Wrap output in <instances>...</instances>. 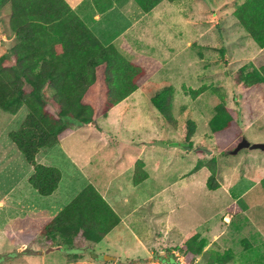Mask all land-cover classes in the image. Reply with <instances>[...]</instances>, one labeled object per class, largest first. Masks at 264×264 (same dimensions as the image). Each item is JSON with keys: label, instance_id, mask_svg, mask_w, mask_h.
Wrapping results in <instances>:
<instances>
[{"label": "rangeland", "instance_id": "374dc122", "mask_svg": "<svg viewBox=\"0 0 264 264\" xmlns=\"http://www.w3.org/2000/svg\"><path fill=\"white\" fill-rule=\"evenodd\" d=\"M241 1L163 0L149 13L139 12L141 54L138 58L148 62L149 68L139 80L138 87L112 106L104 116L97 117L95 125L90 124L93 121L88 124L66 121L71 129L70 134L60 143L42 149L36 155L37 163L55 166L60 170L58 194L54 199L40 196L24 180L25 205H19L16 212L20 216L30 217L53 215L87 184L89 177L95 174H101V179L106 175L111 176L117 161L128 163L144 157L147 162L149 179L137 188L124 190H129L130 197L124 193L130 199L160 192L164 184L170 185L172 178H178L199 162L204 169L194 174L195 179L188 177L187 187L175 185L168 189V196L172 198L168 212L175 217L171 221L175 220L178 227L186 229L210 218L213 232L216 225L218 230L222 228L219 223L225 215L231 216L230 226L234 228L218 241V245L225 243L228 250L223 251L218 247L213 250L212 246L200 255L197 263L221 264L228 261V264H264V243L258 248L260 252L250 246V236L262 234L260 239H264V194L259 185V180L264 176V151L243 148L235 154L226 152L235 146L241 136L249 142L264 141V85L260 83L254 90H248L241 83H236L239 67L228 66L226 63L229 59L224 56L225 47L229 42L234 43L239 31H242L240 25L229 16L231 9ZM228 19L234 21L233 25L238 29L225 30L226 25L229 26ZM199 27L203 28L198 30ZM15 44V40L0 44V56L7 59L8 64L12 63L11 48ZM247 51L246 55L251 57L253 52ZM262 63L264 55H256L255 52L251 61L244 65L245 69L250 70ZM165 84L171 87L168 119L159 113L150 100L156 94L155 90ZM200 85H205L206 89L195 98H191L183 89ZM217 103H223L233 118L230 119V132L220 141L214 140L208 125ZM24 116V107L14 114L0 109V264H10L6 261L12 257V253L7 251L9 245L4 232L7 213L3 194L6 183L20 176L27 167L8 139L7 132L16 129ZM100 133H104L103 139ZM106 134L110 137H105ZM149 141L171 145L168 147L171 150L176 149V145L170 143L187 144L192 149L199 147L194 152L197 159H180L158 152L153 160L147 152L138 154L139 148ZM5 156L12 176H9V170L6 176L3 173ZM102 158L107 162L102 163ZM165 160L174 164L170 172H165ZM208 166L214 169L215 180L219 185L214 190L205 187ZM95 170L100 173H95ZM114 195L118 194L112 191L111 196ZM151 203L152 206L145 204L134 210V216L142 220L139 223L141 227L134 231L137 234L142 231L146 238L155 229L149 219V208L154 206L153 201ZM50 240L55 242L54 239ZM179 245L180 241H177L176 245L169 246V250H173L170 255L180 256Z\"/></svg>", "mask_w": 264, "mask_h": 264}, {"label": "trees", "instance_id": "16d2710c", "mask_svg": "<svg viewBox=\"0 0 264 264\" xmlns=\"http://www.w3.org/2000/svg\"><path fill=\"white\" fill-rule=\"evenodd\" d=\"M118 1L92 0L98 12ZM161 1L133 0L142 13H148ZM6 4L9 28L17 41L11 48L12 63L0 56V109L14 114L24 107L25 116L16 129L7 132V137L32 167L28 184L40 196H47L57 187L61 174L54 166L36 163L38 151L57 144L71 132L67 120L84 124L104 116L136 90V82L148 66L131 63L111 44L102 45L64 0H0V7ZM231 15L259 48L264 47V0H242ZM245 68V65L238 68L236 83L248 90L264 83V63L250 70ZM183 89L195 98L206 87ZM155 91L151 103L162 116L170 118L167 111L170 85H162ZM230 119L233 118L229 109L217 103L208 121L215 141L228 135ZM199 167L198 162L194 168ZM207 170L205 187L214 190L218 186L215 171L211 166ZM145 177L142 161L137 159L131 182L136 184ZM259 185L264 194V176ZM117 222L107 203L87 184L56 214L15 218L4 227V232L14 245L28 244L38 236H58L65 243H69L71 235L97 241ZM81 244L76 242L77 246ZM203 245L196 235L186 239L180 249L184 261L191 263Z\"/></svg>", "mask_w": 264, "mask_h": 264}, {"label": "crops", "instance_id": "0c3cea01", "mask_svg": "<svg viewBox=\"0 0 264 264\" xmlns=\"http://www.w3.org/2000/svg\"><path fill=\"white\" fill-rule=\"evenodd\" d=\"M64 1L68 5L71 12L82 21V23L92 32V34L102 45L111 44L126 60L136 65L145 64L149 68L148 62H142V59L138 58L141 54V19L139 15V12L141 11L133 2V0H119L118 2L112 3L110 7L106 8L102 12H98L96 10L92 0ZM233 8L231 9V12ZM229 16H232L231 13ZM9 17L10 15L8 5L6 4L0 7V44H8L13 40H15V42L17 41V38L9 28ZM233 19L235 22H237L234 17ZM234 21L228 19L227 22L229 23V26L226 25L225 30L228 32L232 28L236 30L237 27L233 25ZM202 28L203 27H199L197 29L200 30ZM233 38H235V36H233ZM229 39L231 38L229 37ZM225 48L227 50L225 51L224 56H227L229 59L226 64L232 68H238L251 61V58L255 52L256 55H264V47L259 48L243 31V29L242 31H239V34L235 38V42H229V45ZM247 50L253 52L251 57L246 55L248 52ZM141 78H139L136 82L137 87ZM261 84L264 85V83ZM93 122L94 123L90 124L95 125L96 120ZM103 134L104 133H100L102 139L104 137ZM105 137H110V135L106 134ZM62 139L58 143H60ZM145 146H148L150 149L147 150ZM170 146L171 145L159 146L155 145L154 142L149 141L146 145L139 148L138 154L144 155L147 152L152 156L153 160H155L157 157L158 152H160V155L171 154L180 159H197V155L194 153L197 150L185 151L179 146H176V149L171 150L168 149ZM41 150L42 149H40L38 153ZM137 159L142 161V170L146 173V177L140 182L133 184L131 182V176L134 162ZM103 162L106 163L107 161L103 160L102 158V163ZM173 166L174 164H172V162L167 163L166 160L164 161L165 172H170V170L173 169ZM76 167L77 171H79V167ZM194 167L195 165L193 164L192 167L185 170L181 175L178 176V178H172L170 185L164 184L159 189L160 192L155 191L152 195H147L145 197H141L139 195L130 199L127 197L130 194L129 190L127 192L124 190L126 188H137L138 186L143 185L149 179V174L146 170L147 162L144 160V157L142 159L136 158L135 160L129 161L128 163L117 161L115 164L116 169H112L113 174L111 176L106 175L104 176V179H101L103 177L101 174H95L91 178L89 177L87 181V184H90L98 192V194L118 218V222L110 230L104 233L103 236L97 241H89L80 235L76 238L71 235L69 236V243H61V238L58 236H54L53 238H43L38 236L28 244L21 243L17 246L13 244V246L12 243L7 240L9 245L7 251L12 253V257L7 256L10 260L6 262L10 264H198L197 262L200 255L209 250V248L212 246L213 250H215V247L223 249V251L228 250L227 247H225V243L218 245V241L222 236L228 235L230 230L234 228L230 226L231 216L223 215L222 219L226 220V222L222 220L219 223L222 228L218 230V225H216V230L213 232L211 231L212 223L210 218L207 221L205 220L204 222H201L200 225L195 224L194 226L186 229L178 227L175 220L171 221V218L175 217H172L168 212L170 209V201L172 200V198L168 196L170 193L168 189L169 187L175 185L181 186V188L187 187L189 183L188 177L195 179L193 178L194 174H197L204 169L202 166L197 169ZM7 170H9V176H12L11 167H9V169L7 168V158L5 156L3 165V173L5 172V176L7 175ZM31 171L32 167L27 164L26 169H23V172L20 174V176L16 177L14 180H10V183H6L7 187L3 194L5 211L7 213L5 214L7 217L5 226L9 225V222L15 218L26 216H20L16 211L18 210L17 208L19 205L22 207L25 205L26 195L24 190L26 185H23V181H27V177ZM95 173H100V171L95 170ZM218 187L219 185L217 188ZM112 191L117 192L119 196H111ZM56 194H58L57 187L51 192V194L43 197H51L54 199ZM75 195L76 194H74L68 200V202ZM1 199L2 196H0V202H2ZM151 201H153L154 206L149 208V219L155 225V229H152L149 237L146 238L145 235H142V231L139 232V234H137V231H134V229L141 227L139 223L142 222V220L134 216V212H136L134 210L145 204H150V206H152ZM68 202H66L63 206H65ZM230 203H232V201H230ZM230 203L226 207H228ZM62 207L59 210H61ZM155 219L158 221H154ZM157 222L158 226L156 225ZM203 223L204 226L202 225ZM192 235H196L197 240H202L204 245L201 248L200 253L193 256L191 263L184 261L181 251L179 254L180 256H177L176 254L170 255V251L173 250H169V246H174L176 245L177 241H180L178 248L181 249L182 243ZM261 235L262 234L256 235V237L250 236V246L252 249L257 250L258 252L261 251L258 248H260L262 246L261 244L264 243V239H260ZM50 239H54L55 242L51 241ZM76 240L81 241L82 244L77 246ZM14 251L18 252V254H15ZM166 252L167 254L165 255ZM159 259L162 260L160 261ZM221 264H228V261L225 263L222 262Z\"/></svg>", "mask_w": 264, "mask_h": 264}, {"label": "water", "instance_id": "95a60500", "mask_svg": "<svg viewBox=\"0 0 264 264\" xmlns=\"http://www.w3.org/2000/svg\"><path fill=\"white\" fill-rule=\"evenodd\" d=\"M94 123V122H92ZM155 145H159V146H166V144H162L160 141H154ZM170 144H174L176 146L181 147L184 150H196L199 149V147H195V148H190L187 144H183V143H170ZM250 149V150H260V151H264V141L261 142H249L245 137L241 136L239 141L235 144V146L232 149L227 150L226 152L228 154H235L237 153V151H239L240 149ZM202 150H204L205 153H209L208 150H205L204 148H201Z\"/></svg>", "mask_w": 264, "mask_h": 264}]
</instances>
